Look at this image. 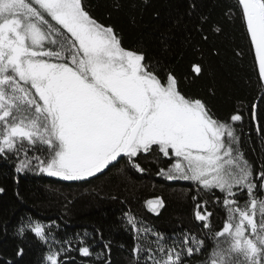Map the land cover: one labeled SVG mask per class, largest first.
I'll return each mask as SVG.
<instances>
[{"label":"snow or ice","instance_id":"6c2138e0","mask_svg":"<svg viewBox=\"0 0 264 264\" xmlns=\"http://www.w3.org/2000/svg\"><path fill=\"white\" fill-rule=\"evenodd\" d=\"M237 5L264 80V0ZM192 71L200 75L202 68L194 64ZM251 115L256 118L255 105ZM238 121L241 114L221 120L204 101L184 94L175 73L142 44L126 49L113 26L91 15L86 0H0V159L14 160L18 174L86 181L106 169L124 178L130 171L144 174L143 160L167 158L158 176L192 182L193 201L218 190L216 200L225 206L228 220L212 233L208 201L196 203L195 219L215 241L201 264H264V163L256 170L245 157ZM146 205L160 215L165 203L156 197ZM125 215L137 233L135 264H186L185 256L205 247L188 233L169 243ZM27 232L48 247L44 264L73 259L77 249L64 246L72 241H58L51 227L30 221L17 228L21 237ZM149 233L156 239L144 243ZM88 235L76 237L82 257L94 255ZM104 248L110 252L107 243ZM103 255L95 253L96 260L110 264Z\"/></svg>","mask_w":264,"mask_h":264},{"label":"trees","instance_id":"16d2710c","mask_svg":"<svg viewBox=\"0 0 264 264\" xmlns=\"http://www.w3.org/2000/svg\"><path fill=\"white\" fill-rule=\"evenodd\" d=\"M86 5L98 21L115 28L126 49L142 44L150 57L175 73L184 94L204 101L216 117L225 120L241 114L242 121L234 126L245 157L259 170L264 163V131L257 128L264 129V91L236 0H86ZM194 64L201 66L200 75L192 71ZM154 161L155 157L143 160L147 171H130L127 178L117 169H106L107 174L86 181H62L33 171L18 174L14 160L0 159V188L4 189L0 192V264H44L48 247L31 232L17 235V228L30 221L51 227L60 242L72 241L64 246L77 250L70 252L73 259L65 264H100L95 253H103L110 264H135L132 249L137 233L127 224L126 213L163 234L169 243L184 233L203 239L205 247L199 253L185 256L186 264H201L215 241L209 229L202 228L204 222L195 219L196 203L208 201L204 208L212 212L211 232L221 231L228 220L225 206L216 200L221 194L217 190L215 196L203 194L193 201L196 186L158 176L159 168L169 161ZM156 197L165 203L160 215L146 205ZM85 231L92 257H82L78 251L76 237H84ZM147 235L144 243L155 241V236Z\"/></svg>","mask_w":264,"mask_h":264},{"label":"water","instance_id":"95a60500","mask_svg":"<svg viewBox=\"0 0 264 264\" xmlns=\"http://www.w3.org/2000/svg\"><path fill=\"white\" fill-rule=\"evenodd\" d=\"M237 2V0H236ZM246 29V28H245ZM247 33V32H246ZM248 36V34H247ZM248 39H249V42H250V38L248 36ZM250 46H251V49H252V54H253V58H254V63H255V66H256V70H257V74H258V78H259V81L261 83V86L263 88V91H264V80H262L259 76V71H258V63L256 62V59H255V52H254V48L252 47L251 43H250ZM59 179V178H58ZM63 181V180H62Z\"/></svg>","mask_w":264,"mask_h":264}]
</instances>
